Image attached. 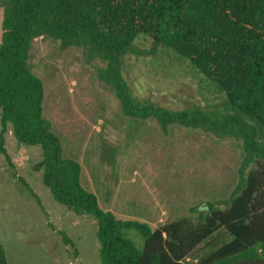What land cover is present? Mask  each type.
<instances>
[{"label": "trees", "instance_id": "trees-1", "mask_svg": "<svg viewBox=\"0 0 264 264\" xmlns=\"http://www.w3.org/2000/svg\"><path fill=\"white\" fill-rule=\"evenodd\" d=\"M0 8V154L14 170L5 147L10 126L20 145L41 149L33 168L55 201L97 221L100 264H264V0H0ZM42 37L106 62L100 77L125 117L156 120L165 135L180 127L241 140L245 156L231 197L157 228L103 210L44 117V83L28 65L32 44ZM141 37L187 62L223 97L224 108L175 111L136 100L124 60L141 53ZM197 251L204 254L193 258ZM0 264H8L2 245Z\"/></svg>", "mask_w": 264, "mask_h": 264}, {"label": "rangeland", "instance_id": "rangeland-1", "mask_svg": "<svg viewBox=\"0 0 264 264\" xmlns=\"http://www.w3.org/2000/svg\"><path fill=\"white\" fill-rule=\"evenodd\" d=\"M2 20L0 8V42ZM136 46L141 53L125 58L124 77L140 103L175 111L224 108L223 97L187 62L149 37ZM28 65L44 83V117L61 139L64 156L81 165V183L103 210L157 228L231 197L245 156L241 140L180 127L165 135L156 120L125 117L100 77L106 62L89 60L81 48L63 51L59 42L38 38ZM5 140L14 164L13 170L0 154V245L8 264H100L97 221L55 201L42 172L33 168L42 158L39 147L20 145L11 126Z\"/></svg>", "mask_w": 264, "mask_h": 264}]
</instances>
